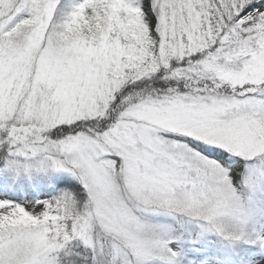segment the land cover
I'll use <instances>...</instances> for the list:
<instances>
[{
    "label": "snow or ice",
    "instance_id": "1",
    "mask_svg": "<svg viewBox=\"0 0 264 264\" xmlns=\"http://www.w3.org/2000/svg\"><path fill=\"white\" fill-rule=\"evenodd\" d=\"M0 264H264V0H0Z\"/></svg>",
    "mask_w": 264,
    "mask_h": 264
}]
</instances>
